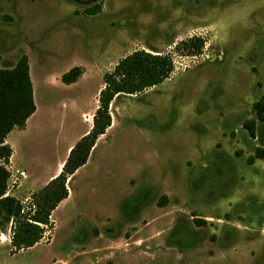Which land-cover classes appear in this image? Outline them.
Returning a JSON list of instances; mask_svg holds the SVG:
<instances>
[{
  "label": "rangeland",
  "instance_id": "obj_1",
  "mask_svg": "<svg viewBox=\"0 0 264 264\" xmlns=\"http://www.w3.org/2000/svg\"><path fill=\"white\" fill-rule=\"evenodd\" d=\"M138 49L171 55V76L116 97L40 242L17 251L0 220V264H264V0H0V69L26 53L37 106L8 136V194L46 185Z\"/></svg>",
  "mask_w": 264,
  "mask_h": 264
},
{
  "label": "trees",
  "instance_id": "obj_2",
  "mask_svg": "<svg viewBox=\"0 0 264 264\" xmlns=\"http://www.w3.org/2000/svg\"><path fill=\"white\" fill-rule=\"evenodd\" d=\"M99 9L97 6L94 10L97 12ZM204 42L203 38L196 37L187 45L192 53L199 54ZM174 69L171 55L146 49L135 50L121 58L111 71L104 74V85L99 93V104L91 130L70 149L60 173L34 192L28 202L8 194L11 177L8 165L13 148L6 139L15 128H25L28 119L37 110L29 56L23 53L13 67L0 69V220L11 223V245L14 249L19 251L33 247L44 238L47 231L54 228L52 214L69 197V178L88 162L97 140L112 125V101L119 95L140 94L161 84ZM81 74L82 68L74 66L63 74L62 81L74 83ZM254 108L258 117L263 119L264 102H255ZM245 125L251 136L256 137L255 121L249 120ZM255 157L264 158V149H258ZM162 198L166 200L168 196L163 195Z\"/></svg>",
  "mask_w": 264,
  "mask_h": 264
},
{
  "label": "crops",
  "instance_id": "obj_3",
  "mask_svg": "<svg viewBox=\"0 0 264 264\" xmlns=\"http://www.w3.org/2000/svg\"><path fill=\"white\" fill-rule=\"evenodd\" d=\"M151 52H153V51H151ZM154 53H161V52H154ZM30 60V59H29ZM77 82V81H76ZM100 93V92H99ZM116 99V98H115ZM115 99L112 101V103H111V106L113 105V103H114V101H115ZM97 107H98V105H95V107L93 108V116H94V114H95V111H96V109H97ZM113 117V122H112V125L107 129V131H106V133L105 134H103V135H101L100 137H99V139H98V141H97V143H96V145L94 146V148H93V150L95 151V149H96V147H97V144H98V142H99V140H101V138L102 137H104V136H106L107 135V133L109 132V129L111 128V127H113V125H114V116H112ZM93 118V117H92ZM28 122V121H27ZM92 125H93V121L91 122V124L89 125L90 126V128L86 131V132H84V133H82L80 136H78L74 141H73V143H71V145L68 147V149H67V154H66V158L68 157V155H69V152H70V149L76 144V142L82 137V136H84L85 134H87L90 130H91V128H92ZM7 142H8V137H7ZM9 143V142H8ZM93 150H92V152H93ZM92 152H91V154H92ZM91 156V155H90ZM66 158H65V160H66ZM90 159V158H89ZM65 160L64 161H62V163L60 164V166H59V168L57 169V171H56V173L54 174V175H52L50 178H49V180L47 181V183L52 179V178H54L56 175H58L59 173H60V171L62 170V166H63V164H64V162H65ZM80 169V168H79ZM78 169V170H79ZM77 170V171H78ZM46 183V184H47ZM68 187H69V185H68ZM9 191V190H8ZM69 192H70V189H69ZM31 194V193H30ZM70 194H71V192H70ZM20 199V198H19ZM24 199V200H23ZM22 199V201L23 202H25V201H27V199H28V197H25V198H23Z\"/></svg>",
  "mask_w": 264,
  "mask_h": 264
}]
</instances>
